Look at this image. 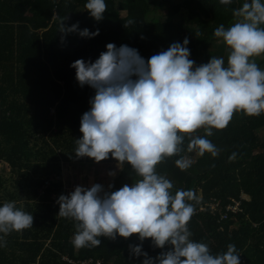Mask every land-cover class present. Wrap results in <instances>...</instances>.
<instances>
[{"label": "trees", "instance_id": "trees-1", "mask_svg": "<svg viewBox=\"0 0 264 264\" xmlns=\"http://www.w3.org/2000/svg\"><path fill=\"white\" fill-rule=\"evenodd\" d=\"M243 2L232 0L225 6L219 0H105L104 18L96 22L85 8L87 0H0V162L12 180L9 189L8 179L0 176V207L15 201L33 215L32 227L3 237L0 264H142L144 257L130 251L141 244L135 235L100 237L99 246L77 247L74 221L59 215L58 198L67 191L61 165L97 164L75 156L80 119L90 110L95 92L78 85L70 65L78 59L94 62L109 43L137 49L147 61L185 37L196 66L213 56L226 60L228 50L213 32L221 24L230 27L233 10ZM66 17V27L78 23L80 30L99 29V35L62 37L59 26ZM251 59L264 70V55ZM212 131L207 138L219 150L217 156L189 150L185 136L182 151L165 157L156 171L172 182L173 193H195V213L188 222L192 240L206 243L213 255L234 244L240 264H264V113L236 112L224 129ZM192 135L203 136L204 129ZM181 157L191 161L186 170L176 164ZM99 163L120 166L111 154ZM138 179L125 163L105 191ZM231 199L240 202L241 211L225 220L207 206L218 201L223 209ZM167 250L153 247L151 240L142 242V252L151 258Z\"/></svg>", "mask_w": 264, "mask_h": 264}, {"label": "clouds", "instance_id": "clouds-1", "mask_svg": "<svg viewBox=\"0 0 264 264\" xmlns=\"http://www.w3.org/2000/svg\"><path fill=\"white\" fill-rule=\"evenodd\" d=\"M219 3L227 6L232 0ZM85 8L99 22L107 5L105 0H87ZM232 15L235 20L230 27L221 24L213 32L228 50L226 60L213 56L196 66L189 58L185 37L147 61L137 49L109 43L94 62L78 59L70 65L78 85L95 92L90 110L80 119L75 156L99 163L111 154L121 167L126 163L140 177L117 191L94 184L76 186L59 197V215L74 221V245L99 246L100 237L115 240L135 235L141 244L130 246V251L134 257H144L142 264H240L234 244L213 255L206 243L191 239L188 222L195 213L191 203L195 193L183 189L173 193L172 182L156 171L165 157L182 151L185 136L189 150L215 157L219 150L207 138L213 129H224L236 112L264 113V70L251 59L264 55V3L244 0ZM66 19L59 26L62 37L69 33L86 39L99 35V29L80 30L78 23L66 27ZM202 128L203 136L192 135ZM176 164L186 170L191 161L181 157ZM32 225V214L18 208L15 201L5 202L0 207V246L6 245L4 236ZM144 240L168 250L148 257L142 252Z\"/></svg>", "mask_w": 264, "mask_h": 264}, {"label": "rangeland", "instance_id": "rangeland-1", "mask_svg": "<svg viewBox=\"0 0 264 264\" xmlns=\"http://www.w3.org/2000/svg\"><path fill=\"white\" fill-rule=\"evenodd\" d=\"M123 15V13H121ZM194 158V156H193ZM191 159V158H190ZM62 167V185L72 192L76 186L89 188L94 184H100L106 189L114 175H109L110 172L118 173L120 166L117 164L97 163L92 165H81L80 167L73 164H63ZM0 176L8 179L7 186L12 187V180L9 181L11 173L5 163L0 162Z\"/></svg>", "mask_w": 264, "mask_h": 264}, {"label": "built area", "instance_id": "built-area-1", "mask_svg": "<svg viewBox=\"0 0 264 264\" xmlns=\"http://www.w3.org/2000/svg\"><path fill=\"white\" fill-rule=\"evenodd\" d=\"M71 193L70 191H66L65 195ZM59 199V198H58ZM211 212L218 215L219 220H225L229 218L230 215H235L241 211L240 202L234 199H231L227 204L224 205L223 209L219 208V202L213 201L207 205ZM203 208H200L202 210ZM88 262H83L81 264H86ZM96 264H99L98 262Z\"/></svg>", "mask_w": 264, "mask_h": 264}, {"label": "crops", "instance_id": "crops-1", "mask_svg": "<svg viewBox=\"0 0 264 264\" xmlns=\"http://www.w3.org/2000/svg\"><path fill=\"white\" fill-rule=\"evenodd\" d=\"M244 198V197H243Z\"/></svg>", "mask_w": 264, "mask_h": 264}]
</instances>
